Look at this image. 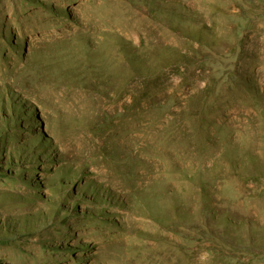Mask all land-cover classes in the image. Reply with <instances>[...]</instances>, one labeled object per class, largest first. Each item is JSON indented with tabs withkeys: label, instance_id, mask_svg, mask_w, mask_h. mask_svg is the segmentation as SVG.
<instances>
[{
	"label": "rangeland",
	"instance_id": "374dc122",
	"mask_svg": "<svg viewBox=\"0 0 264 264\" xmlns=\"http://www.w3.org/2000/svg\"><path fill=\"white\" fill-rule=\"evenodd\" d=\"M0 264H264V0H0Z\"/></svg>",
	"mask_w": 264,
	"mask_h": 264
},
{
	"label": "trees",
	"instance_id": "16d2710c",
	"mask_svg": "<svg viewBox=\"0 0 264 264\" xmlns=\"http://www.w3.org/2000/svg\"><path fill=\"white\" fill-rule=\"evenodd\" d=\"M4 239H7L8 237L7 236H2Z\"/></svg>",
	"mask_w": 264,
	"mask_h": 264
},
{
	"label": "bare ground",
	"instance_id": "6f19581e",
	"mask_svg": "<svg viewBox=\"0 0 264 264\" xmlns=\"http://www.w3.org/2000/svg\"><path fill=\"white\" fill-rule=\"evenodd\" d=\"M46 20V19H45ZM44 24V23H43ZM42 26V25H41ZM34 30V29H33ZM62 30V29H61ZM61 32V31H60ZM22 70V69H21Z\"/></svg>",
	"mask_w": 264,
	"mask_h": 264
}]
</instances>
